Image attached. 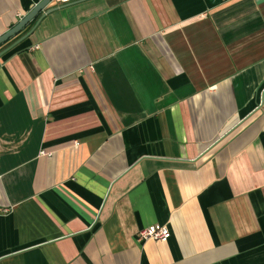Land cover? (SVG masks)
I'll return each mask as SVG.
<instances>
[{"label":"crops","instance_id":"0c3cea01","mask_svg":"<svg viewBox=\"0 0 264 264\" xmlns=\"http://www.w3.org/2000/svg\"><path fill=\"white\" fill-rule=\"evenodd\" d=\"M46 9L0 44V264H264V0Z\"/></svg>","mask_w":264,"mask_h":264},{"label":"water","instance_id":"95a60500","mask_svg":"<svg viewBox=\"0 0 264 264\" xmlns=\"http://www.w3.org/2000/svg\"><path fill=\"white\" fill-rule=\"evenodd\" d=\"M52 0H40L33 8L30 12H28L25 16H23L21 19L18 20V22L16 24H14L10 29H8L7 31H5L4 33H2L0 35V44L5 42L8 38H10L11 36L15 35L16 33H18L30 20H32L37 14H39L40 12H43L44 9H46L48 7V5L51 3ZM51 10L54 9H46L45 13L50 12ZM45 13H42L40 15V17L38 18L35 26L39 23V21L41 20V18L44 16ZM34 29V27L26 34L29 35L32 30ZM25 35V36H26ZM23 37H21L20 39H18V41H15L10 48H12L14 45H16L20 40H22ZM10 48H7L6 50L2 51L0 53V56L2 54H4L7 50H9Z\"/></svg>","mask_w":264,"mask_h":264},{"label":"built area","instance_id":"2783aa9c","mask_svg":"<svg viewBox=\"0 0 264 264\" xmlns=\"http://www.w3.org/2000/svg\"><path fill=\"white\" fill-rule=\"evenodd\" d=\"M57 4L68 3L70 0H52ZM170 236V231L166 226H149L141 229L137 234V240L144 241L148 239L156 241H166Z\"/></svg>","mask_w":264,"mask_h":264}]
</instances>
